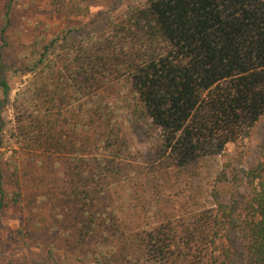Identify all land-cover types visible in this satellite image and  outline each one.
<instances>
[{
	"label": "trees",
	"instance_id": "obj_1",
	"mask_svg": "<svg viewBox=\"0 0 264 264\" xmlns=\"http://www.w3.org/2000/svg\"><path fill=\"white\" fill-rule=\"evenodd\" d=\"M48 1L67 19L91 14L79 0ZM5 14L0 24V147L12 92L3 55L9 9ZM74 31L66 28L52 39L25 45L29 61L22 72L36 78L20 94L13 138L28 152L66 160L69 180L63 196L70 224L65 227L69 243L80 248L81 261L234 264L231 235L237 231L245 263L264 264V151L254 166L246 165L245 151L227 152L230 144L248 138L264 116V0H146L143 7L130 8L107 35L79 39ZM119 76L130 80L141 116L157 133L154 162L187 169L205 157H223L210 208L162 222L133 240L124 237L109 212L107 177L122 150L119 127L106 128L94 139L80 138L77 133L88 127V117L70 116L74 97L94 94ZM92 143L101 145L99 154ZM8 169L11 204L20 206V165ZM5 176L0 153V210L6 206ZM245 185L246 194L240 191ZM43 231L65 236L57 225ZM17 233L25 242L34 235L32 230Z\"/></svg>",
	"mask_w": 264,
	"mask_h": 264
},
{
	"label": "rangeland",
	"instance_id": "obj_2",
	"mask_svg": "<svg viewBox=\"0 0 264 264\" xmlns=\"http://www.w3.org/2000/svg\"><path fill=\"white\" fill-rule=\"evenodd\" d=\"M79 1L90 7L88 17L67 19L53 11L48 0H0V24L5 22L8 9L11 18L3 55L10 69L7 78L12 87L10 101L4 109L6 137L0 147L7 193L3 200L6 206L0 210V264H84L80 248L71 245L67 239L70 237L65 226L70 220L64 207L68 202L63 196L69 180L64 166L66 160L28 152L13 138L22 108L20 94L23 97L36 78L33 73L22 72L29 61L25 45L36 38L52 39L66 28L76 30L73 34L79 39L99 38L110 33L113 25L121 21L130 8L143 7L146 3V0ZM2 45L0 37V47ZM72 107V118L87 115L89 120L87 128L80 127L81 131L77 133L81 134L80 138L94 139L100 131L119 127L116 130L122 150L119 157L111 155L115 165L107 177V194L109 212L116 216L124 237L133 240L136 235L140 236L162 222L187 218L212 206L210 193L223 157H205L187 169L164 167L154 162L157 133L141 116L137 97L126 76L106 81L87 97H74ZM92 145L95 148L94 143ZM99 147L95 148L96 154L100 153ZM237 150L245 151L247 166H254L259 161L264 151V116L248 138L230 144L227 152L233 154ZM14 163L20 165L23 185L20 206L11 204L13 188L8 168ZM240 191L246 194L249 187L245 185ZM48 225L59 226L65 236L56 231H43ZM20 229L32 230L33 237L25 242L18 236ZM231 238L236 251L234 264H246L240 234L233 231Z\"/></svg>",
	"mask_w": 264,
	"mask_h": 264
}]
</instances>
